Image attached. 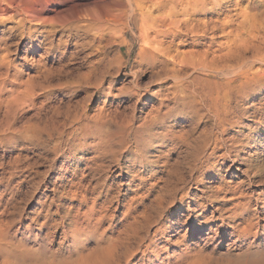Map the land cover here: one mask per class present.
Returning a JSON list of instances; mask_svg holds the SVG:
<instances>
[{
  "label": "rangeland",
  "instance_id": "obj_1",
  "mask_svg": "<svg viewBox=\"0 0 264 264\" xmlns=\"http://www.w3.org/2000/svg\"><path fill=\"white\" fill-rule=\"evenodd\" d=\"M12 1L20 12L0 16V264H264V87L234 94L191 36L187 61L210 62L192 89L141 72L127 0H35L43 11L25 22L30 0ZM84 14L116 24L101 51L39 44L51 22ZM216 109V152L193 159L214 149Z\"/></svg>",
  "mask_w": 264,
  "mask_h": 264
},
{
  "label": "bare ground",
  "instance_id": "obj_2",
  "mask_svg": "<svg viewBox=\"0 0 264 264\" xmlns=\"http://www.w3.org/2000/svg\"><path fill=\"white\" fill-rule=\"evenodd\" d=\"M127 1L129 9L124 13L125 20L124 18L122 20H124L125 24L127 25L132 22L138 29V37L141 41V46L138 48L136 54V63L137 65L141 66V72H150L153 74L155 79L159 81H166V79L169 78L175 86H180L181 88L187 85L189 88L192 89L191 81H193L192 78L194 72H198V70L205 71L206 65L211 62V67L214 68L216 71H220V79L223 78L225 80L224 82L222 81L225 87H235L232 90L235 91L234 94L237 92V95L240 97H247V94L251 90L264 87V0ZM16 6V3H14L12 0H0V16L8 12H20V10ZM42 11V5L38 6L37 1L30 0L27 12L21 13L20 21L29 18L31 20H38L39 15ZM120 11H122V9ZM115 25L116 24H113L111 19L103 18L102 16H97V14H84L82 16L71 17L67 19L65 17H60L54 22H51L49 24L48 29L46 28L44 31L41 32L42 36L39 44L47 40V47H49L50 49H56V51H60L63 48H67V46L70 44L75 49L87 47L90 50H88V53L92 54L101 51V48H103L104 45L109 42L110 37L107 36V33L112 29H115ZM117 26L120 25L117 24ZM36 28L35 25L32 24L28 27L27 32L28 35L32 37V44L29 47L32 50L34 48H37L38 45L34 39ZM54 33H59V37L56 40L53 38ZM69 33H71L72 36L75 37H70L73 39V41L69 38ZM63 35H65L67 39H64ZM80 35H82L83 37V40L81 41ZM187 36H191V39L192 37H195L198 40H203L202 42L206 44L205 49L199 55L203 57L202 60H206V57H208L207 53H210L211 56L210 62L208 61L209 63L203 64V61L201 59L197 60L199 59V57L195 56L194 57L196 58V61L194 60V62H192L190 60L191 62H189V59H191L189 57V53V59L187 61L185 57V54L187 53H185L184 51V46L186 45L187 41L185 37ZM218 39L222 40L219 41ZM104 41L105 43H103ZM191 41L193 42V40ZM193 45L195 44L193 43ZM213 47L215 48L212 49ZM69 55L67 56L69 57ZM97 60H95V63H93L92 66L90 65V70L94 72L96 65L99 61ZM198 61H200V63ZM40 62L41 61H39V63ZM188 65L190 66L188 67ZM43 68H45V66H43L42 69ZM186 68L189 69L185 70ZM197 78L198 77H196V79ZM235 79H240L239 83L235 82L236 85L231 86ZM210 80L211 79H209L208 81L210 82ZM28 82H31V78L30 81L28 79ZM202 83L203 85L205 84V82ZM137 84L135 82L134 85ZM193 85L194 84H192V86ZM27 87L30 88L31 86ZM27 87L24 88V90L28 89ZM133 93L139 96L138 93ZM11 97L7 100L11 101L12 99V103H14L15 100L16 102L18 101L19 97L17 95H15V97ZM215 111L216 114L214 113V116L216 119V126L214 128L215 131L213 135H211V138L212 136H214V138L211 139L214 144V149L213 151L208 152L206 156L204 154V151L194 152V154L192 155L193 159L206 160L210 156H213L214 152H216L215 149L217 148H215V145L220 143L221 121L220 111H217V109ZM221 127L223 126L221 125ZM100 142L101 141H99V143ZM222 156L225 157V154H223ZM210 168L214 169V166H211ZM250 226V223L246 224L247 229H249Z\"/></svg>",
  "mask_w": 264,
  "mask_h": 264
}]
</instances>
